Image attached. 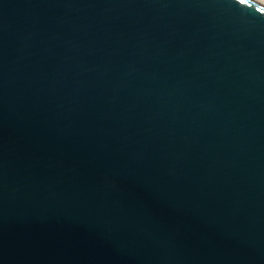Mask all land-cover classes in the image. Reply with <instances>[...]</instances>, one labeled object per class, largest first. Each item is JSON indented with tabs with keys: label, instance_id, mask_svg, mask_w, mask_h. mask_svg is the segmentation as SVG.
Returning a JSON list of instances; mask_svg holds the SVG:
<instances>
[{
	"label": "water",
	"instance_id": "obj_1",
	"mask_svg": "<svg viewBox=\"0 0 264 264\" xmlns=\"http://www.w3.org/2000/svg\"><path fill=\"white\" fill-rule=\"evenodd\" d=\"M0 264H264V7L0 0Z\"/></svg>",
	"mask_w": 264,
	"mask_h": 264
},
{
	"label": "bare ground",
	"instance_id": "obj_2",
	"mask_svg": "<svg viewBox=\"0 0 264 264\" xmlns=\"http://www.w3.org/2000/svg\"><path fill=\"white\" fill-rule=\"evenodd\" d=\"M254 2H256L257 4L261 5L264 7V0H252Z\"/></svg>",
	"mask_w": 264,
	"mask_h": 264
}]
</instances>
